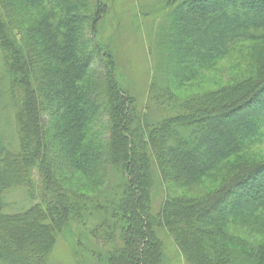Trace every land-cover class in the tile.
<instances>
[{
  "label": "trees",
  "instance_id": "trees-1",
  "mask_svg": "<svg viewBox=\"0 0 264 264\" xmlns=\"http://www.w3.org/2000/svg\"><path fill=\"white\" fill-rule=\"evenodd\" d=\"M106 5L0 0V113L16 121L0 133V264H54L76 229L98 244L85 264H167L172 243L184 264H264V159L236 158L264 136V0H168L143 102L117 75L118 37L99 36ZM248 44L252 73L180 97Z\"/></svg>",
  "mask_w": 264,
  "mask_h": 264
},
{
  "label": "rangeland",
  "instance_id": "rangeland-1",
  "mask_svg": "<svg viewBox=\"0 0 264 264\" xmlns=\"http://www.w3.org/2000/svg\"><path fill=\"white\" fill-rule=\"evenodd\" d=\"M89 2L91 3V1ZM104 2H107L106 6L109 7V17L107 27L100 26L99 36L104 37L106 35L108 38L118 37L115 39L117 40L115 41V43L117 42L115 44V53L119 52L117 75L120 76L121 81L124 78L125 81H122V83L129 89V92L137 95L140 101L143 102L147 97V93H145L147 91L146 86L150 81L153 73L152 68L154 67L153 52L150 50L148 34L153 15L157 17L161 16L164 13L161 9L163 6H166L168 0H104ZM115 4L119 6V10L125 9L128 12L127 15L130 17V23L127 21L125 26H121L118 22H115L112 17ZM194 4L197 5V2ZM135 16L139 21L134 20ZM3 52V48H0V59ZM251 52L252 48L248 44L237 50L232 49L224 58L214 59L210 61L211 63L205 65V67H201V69L199 67L195 78L179 88L176 87L178 94L181 98H187L222 87L224 84L240 80L249 75L256 67ZM95 63V60H93V65ZM12 112V110H9V114H7L8 112L1 110L0 133L2 135H6L7 132L12 134L14 132L13 128L16 129V121ZM236 158L240 160L264 159V136L261 137V141L244 149ZM214 176L215 174L206 177L199 185L191 189V192L187 189L184 190L188 191V193H205L218 185L219 182ZM80 191L89 192V189L83 187ZM17 193L16 197L20 195V193ZM236 230L245 236L260 238L255 232H253V235L252 232H248L246 229L237 228ZM84 231L86 230L78 231L76 229L71 234L65 232L60 236L61 238H59L52 254V262L54 264H85L90 260L95 261L97 259L94 250L98 248V244L95 241L91 243ZM80 238H82L84 249H81L78 243ZM174 247L172 243L166 249L167 264H184L182 257Z\"/></svg>",
  "mask_w": 264,
  "mask_h": 264
}]
</instances>
